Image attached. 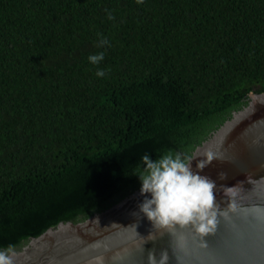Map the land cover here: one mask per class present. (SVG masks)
Here are the masks:
<instances>
[{
	"label": "trees",
	"instance_id": "obj_1",
	"mask_svg": "<svg viewBox=\"0 0 264 264\" xmlns=\"http://www.w3.org/2000/svg\"><path fill=\"white\" fill-rule=\"evenodd\" d=\"M260 92L264 0H0V250L119 202L143 155L190 157Z\"/></svg>",
	"mask_w": 264,
	"mask_h": 264
},
{
	"label": "water",
	"instance_id": "obj_2",
	"mask_svg": "<svg viewBox=\"0 0 264 264\" xmlns=\"http://www.w3.org/2000/svg\"><path fill=\"white\" fill-rule=\"evenodd\" d=\"M247 105L225 120L190 157L192 167L208 152L216 157L199 174L216 182L215 196L221 210L229 203L221 186L237 185V202L246 214L221 218L216 234L200 238L179 226L168 232L153 228L144 216H134L144 196L140 189L109 208L79 222H59L15 252V264H147L149 251L157 258L168 252V264H264V92L250 93ZM226 179H219V173ZM150 198V195H149ZM152 232L155 240H146ZM145 241V242H144Z\"/></svg>",
	"mask_w": 264,
	"mask_h": 264
},
{
	"label": "clouds",
	"instance_id": "obj_3",
	"mask_svg": "<svg viewBox=\"0 0 264 264\" xmlns=\"http://www.w3.org/2000/svg\"><path fill=\"white\" fill-rule=\"evenodd\" d=\"M142 4L143 0H137ZM114 17L109 14L108 19ZM101 45L107 44L106 39ZM104 59V53L93 54L88 60L98 65ZM104 69H98L97 77L105 76ZM192 157H182L179 153L168 151L153 161L149 154L142 157L144 168L139 172L142 182L140 194L144 196L138 205L139 211L133 215L146 217L153 228L172 229L179 226L182 229H191L195 236L200 238V246L207 247L204 238L216 234L220 220H230L232 214H246L248 209L237 202V185L233 187L221 186L224 195L229 198L227 207L223 210L216 201L215 193L218 191L216 182L206 175L199 174L208 164L216 159L213 153L208 152L205 159L196 164L197 171L193 170ZM219 179H226V173H219ZM150 195V198H149ZM264 213V209H257ZM146 240H155L150 232ZM144 241V242H145ZM13 246L0 250V264H15ZM169 256L162 250L157 258L155 250L149 251L147 264H168ZM94 264H104V258H94Z\"/></svg>",
	"mask_w": 264,
	"mask_h": 264
}]
</instances>
